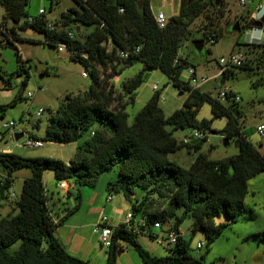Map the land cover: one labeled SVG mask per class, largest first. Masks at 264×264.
Instances as JSON below:
<instances>
[{"label": "trees", "instance_id": "16d2710c", "mask_svg": "<svg viewBox=\"0 0 264 264\" xmlns=\"http://www.w3.org/2000/svg\"><path fill=\"white\" fill-rule=\"evenodd\" d=\"M0 1L6 11L0 20V48H12L18 63L15 73H6L0 66V81L4 89H11L14 76H25L16 101L22 98L30 78L29 59H23L19 52L22 38L16 27L20 21L23 27H33L44 34V44L58 50L65 44L71 57L80 61L92 78L84 93L66 95V104L50 116L43 137L29 134L61 144L78 142L85 134H90L78 145L73 159L67 163L50 157H25L14 151L0 152V166L4 170V173L0 171V206L1 201L10 199L14 171L29 168L32 172L23 181L15 207L0 218V264H90L71 254L56 236L57 225L79 209L81 192L77 194L76 205L67 208L65 216L56 220L49 207L44 173L51 169L60 183L72 181L80 188H93L101 174L116 166L119 167L118 177L108 183L107 191L109 195L114 192L125 195L131 203L132 219L113 226L107 264H117L126 246H132L138 252L142 264H206L204 257L192 254L191 240H186L179 231L181 224L192 218V234L203 231L207 244L211 245L246 210L244 202L249 181L264 173V154L241 131L238 122L241 112L233 108L237 103H222L181 79L183 69L191 66L179 54L183 42L192 34L190 25L213 7L214 13H207L210 26H213L214 20L223 14L226 1L181 0L179 14L171 15L167 24L161 27L149 0H144L143 9L138 7L140 0H76L81 8H71L68 13H63L62 23L68 25L74 21L94 25L93 31L84 39L80 30V37L71 38V31L58 29L55 25L51 29L45 13L33 16L35 22L30 23L31 15L26 9L29 0ZM58 1L51 0V6ZM8 20L13 21L10 27ZM254 23L250 19L243 25L238 20L235 26L239 24L242 31L244 27L254 28ZM211 34L214 43L222 31L215 28ZM204 36L196 40L205 41L206 33ZM122 52H129L128 57L122 58ZM135 62L143 63L144 69L123 81L122 101L108 80L122 74ZM102 65L111 67V78L101 77L99 67ZM247 67L245 62L239 68ZM147 68H159L169 77L170 83L182 90H190L191 99L183 108L165 117L159 106L161 92L155 91L133 123H129L126 109L135 102ZM232 72L228 70L224 75ZM15 102L0 105L2 117ZM207 102L212 106L214 118L228 116L223 131L227 137H236L239 152L222 160L199 153L190 167L184 168L171 161L170 155L184 146L199 150L208 137L191 146L179 142L174 131L187 127L210 128L211 122L197 118ZM136 189L141 195H137ZM220 216L227 220L217 223ZM168 220H174L172 229L177 233V242L169 248L167 255H153L140 243L138 235L157 239L158 234L153 230L155 223L162 225Z\"/></svg>", "mask_w": 264, "mask_h": 264}, {"label": "rangeland", "instance_id": "374dc122", "mask_svg": "<svg viewBox=\"0 0 264 264\" xmlns=\"http://www.w3.org/2000/svg\"><path fill=\"white\" fill-rule=\"evenodd\" d=\"M155 12L162 10L167 18L171 15H177L180 12L181 0H150ZM264 0H249L246 7L242 6L239 0H228L223 7V14L218 20H214L213 26L208 20V15L214 13L213 7L210 11H204L190 25L192 34L189 39L185 40L180 48V56L187 59L190 67H195L197 78L208 76L209 81L201 84V89L217 99L220 91L232 90L239 97L240 101L233 104L234 111L241 112L238 122L241 131L249 136L254 145L264 154V137H262L257 127L264 125V27L255 29L252 27H244L242 31H234L235 23L240 22L245 25L255 15V8ZM71 8L80 9L81 6L76 0H59L57 4L51 6V0H29L26 6L31 16L39 14L40 9L46 11L45 17L54 24L58 29H66L72 31L79 36L78 31L83 33L84 39L94 29V25L86 26L84 24L70 22L63 25V13H68ZM5 7L0 1V20L5 16ZM219 15V14H218ZM13 21L8 20V26ZM20 21L17 25V31L21 35L20 47L24 55L28 57L29 63L27 68L29 71V81L22 93V98L18 101V95L22 90V82L24 75L14 76L12 78V88L7 98H4L0 105L11 104L2 117L0 111V131L4 121H16L18 127L16 132H24L25 135L18 141L23 144L28 134L43 137L48 124V120L59 108L66 104V95H80L87 91L92 83L89 70L78 60L71 57L68 50L59 51L56 47L44 44L45 35L35 30L33 27H23ZM79 27V30L77 28ZM222 31V34L213 39L214 29ZM206 42L203 53H198L194 41L196 39L205 38ZM260 44V45H258ZM233 53L241 54L248 63L247 68H235L232 73L227 75L219 73L220 59L229 57ZM0 65L7 69L8 73H15L18 68L15 51L10 48H0ZM188 68L185 67L181 74L183 81H189L190 75ZM144 65L141 62H135L132 66L124 69L123 73L111 78L113 72L111 67L102 65L99 67L102 78H111L108 81L113 84L117 96H121L124 101V93L122 88L123 81L134 77L140 71H143ZM83 71H87L88 77L82 75ZM144 83L137 90L136 100L133 104L128 105L126 112L128 114V122L133 123L135 116L141 111L145 104L151 99L155 91L153 85L158 84L161 92L159 106L161 107L165 117L171 116L176 111L184 107L187 101H190V90H182L181 88L170 83L169 77L159 68L146 71ZM219 77L216 78V76ZM225 79V84L220 82ZM32 92L34 96L28 98L27 95ZM231 105V103H227ZM42 108L44 112L38 115V110ZM199 120L206 119L211 122L210 128L200 130L197 127H187L174 131L175 138L182 142L184 138L189 140V145L193 146L200 141L194 134L202 132L208 139L203 143L201 149L195 150L192 147L184 146L182 149L170 155V160L178 163L184 168H189L195 157L199 153L209 155L213 160H222L227 157L238 154L239 148L236 137H227L224 128L228 123V116L214 118L212 106L205 103L197 114ZM96 126L95 128H98ZM2 133H0L1 137ZM90 137L85 134L77 143L61 144L55 142L44 141V146L40 148H14V151L25 157H50L55 159L68 160L75 155L76 144L80 145ZM15 144L14 140L7 134L4 138H0V147L4 145ZM119 167L116 166L108 172H104L97 180L95 187H83L85 196L93 191L100 193L104 199L108 194L107 185L110 181H114L118 177ZM0 171L4 170L0 166ZM55 174L53 170H46L45 182L49 183L48 173ZM32 174L29 168H23L14 171L13 185L10 190L11 196L9 201H1L0 218L7 215L13 207L15 201L19 198L23 181ZM58 181V179L56 178ZM58 181V185H59ZM72 183V181H70ZM59 187V186H58ZM137 195H141L136 189ZM14 194V195H12ZM112 200L104 205L105 214L108 215L109 221L116 217L120 220L127 219V214L131 212V203L127 200L123 193H112ZM246 210L238 217L237 221L230 225L222 235L211 245L207 244V239L203 231L192 234L193 219L187 218L180 226L179 231L186 240H191V252L198 258L204 257L206 264H264V173L253 177L249 181L248 194L244 202ZM182 210H180L181 214ZM225 216H220L216 222L226 221ZM174 220H168L162 223L160 229H155V233L164 244L146 234H140L139 241L145 246L153 245L158 249V256H164L167 253L165 247L171 248L169 244V233L172 229ZM198 244H202V248L198 249ZM99 245V243H98ZM131 253L139 256L138 252L128 246ZM146 248V247H145Z\"/></svg>", "mask_w": 264, "mask_h": 264}, {"label": "crops", "instance_id": "0c3cea01", "mask_svg": "<svg viewBox=\"0 0 264 264\" xmlns=\"http://www.w3.org/2000/svg\"><path fill=\"white\" fill-rule=\"evenodd\" d=\"M151 9L154 14H157V12H155V9L153 8L152 5H151ZM159 12H163V11L160 10ZM2 48H6V47H2ZM24 57L28 58L25 55ZM0 66L2 67V65ZM3 70L6 73H8L7 69L3 68ZM10 92H11L10 89H4L3 83L0 81V102H2L4 98H7ZM77 147L78 144H76L75 155L77 152ZM14 148H22V147L15 146V144H13V146L7 144L4 145L3 148L0 147V150H2L3 152H8V150L14 151ZM75 155L68 160H64V159L62 160L68 163L71 159L75 157ZM45 175H46V171L44 173V182H45ZM47 175H48L47 177L50 180L48 181L49 183L47 184L45 182L47 194H48V203L52 211V214L55 216L56 220H59L65 216L67 208L76 205V203L78 202L77 194L79 193V191L81 192V205L79 209L72 215L68 216L65 219V221L57 225L56 236L59 238V240L62 242V244L67 248V250L71 254L88 261L90 264H107L108 248L104 247L103 244L101 243L99 234L94 232V226L101 221L103 216L108 217V215L105 214L104 205L107 204L109 201L108 200L109 193L106 195L105 199L100 193L96 191H93L91 194L87 195L86 197L85 192L82 189L83 187L80 188L74 182L70 183L69 181H65L68 183V186L66 188H62L60 186V183L58 185V181L56 180L55 174L49 172ZM127 222H128L127 219L120 220L117 219L116 217H113V219L109 221L110 225L112 226H117L120 223H127ZM155 229H160V228L154 227L153 228L154 232H156ZM145 247L153 255L158 256V254H161V253H157L158 249L153 245L149 247L148 246ZM165 248L167 250V253L164 254L167 255L169 251L167 247ZM117 264H142V260L140 256H135V254L131 253L129 247L126 246L125 250L119 255Z\"/></svg>", "mask_w": 264, "mask_h": 264}, {"label": "built area", "instance_id": "2783aa9c", "mask_svg": "<svg viewBox=\"0 0 264 264\" xmlns=\"http://www.w3.org/2000/svg\"><path fill=\"white\" fill-rule=\"evenodd\" d=\"M225 1H228V0H225ZM239 2L242 6L246 7L249 0H239ZM121 12H124V9H121ZM44 13H45V10L42 9V10H40L38 15H42ZM263 17H264V2H261L255 8V15L251 19L256 22L258 20H261ZM155 18L161 27H164L167 24L168 19H169V18H167L166 14L164 12H159V13L155 14ZM28 21L30 23H33V22H35V18L33 16H31L28 18ZM49 27L51 29L55 28L54 24H50ZM69 36L71 38L76 37L75 33L72 31L69 32ZM19 49H20L19 52H20L22 58L27 59L24 57L22 49L20 48V45H19ZM65 50H67L66 45L65 44L60 45L59 51H65ZM128 54H129V52H122L120 56L122 58H127ZM245 61H246L245 57L241 54H238V53H233L229 57H222L220 59V63H219L220 68H221V72L219 73V75L224 74L228 70H233L235 68H239V67L243 66ZM188 73L190 75V79L188 82L194 88H201V86H200L201 84H205L209 81L208 76H202V77H200V79H198L197 78V71H196V68H194V67H189ZM82 75L84 77H88L87 71H83ZM219 75H217L216 78L219 77ZM153 90L154 91L160 90L158 84L153 85ZM33 96H34V94L32 92H29L27 95L28 98H32ZM218 99L222 103H238L241 100L240 97L236 93L231 92L229 89L220 91ZM43 112H44V109L40 108L38 110V115L42 114ZM17 127H18V123L14 120L4 121L2 124V131H0V133H2L0 138H2V137L4 138V136L8 134L15 141V146L28 147V148H40V147L44 146L45 142L42 139L33 138L29 134H28V137L25 140V142L23 144H21L15 138V134L17 133L16 132ZM257 131L262 137H264V125L263 124H261L257 127ZM22 133H24V132L22 131ZM24 135H25V133H24ZM194 136L198 139H202L203 137H205L204 133H202V132H196L194 134ZM183 142L185 144H188L189 140L187 138H184ZM0 152H3V151L0 150ZM8 152H12V150H8ZM60 186L62 188H66L68 186V183L65 181L61 182ZM12 195H14V194H12ZM112 197H113L112 195H109L108 200L110 201L112 199ZM131 219H132V213L129 212L127 214V221L129 222V221H131ZM155 228H161V225L159 223H155ZM113 231H114V228L112 225H110L109 219L107 216H103L101 221L94 226V232L99 234V238L101 240V243L106 248H109V246L111 245ZM177 237L178 236H177L176 232H174V231L170 232L169 233V244L174 246L177 242ZM156 240L159 241L161 244H164L163 241L159 238V236ZM197 248L201 249L202 244H198Z\"/></svg>", "mask_w": 264, "mask_h": 264}, {"label": "water", "instance_id": "95a60500", "mask_svg": "<svg viewBox=\"0 0 264 264\" xmlns=\"http://www.w3.org/2000/svg\"><path fill=\"white\" fill-rule=\"evenodd\" d=\"M143 6H144V0H140L138 2L139 9H143ZM253 26L255 29H262L264 27V17L261 20L256 21ZM77 30H79V27L77 28ZM233 30L234 31H240L241 30L240 25L237 24L236 26H234ZM194 44H195V48H196L197 52L202 54L203 50H204L205 42L202 40H195ZM150 70H152V68H147V71H150ZM220 84L221 85L225 84V79H222ZM23 136H24V133H22V132H17L15 134L16 140H19Z\"/></svg>", "mask_w": 264, "mask_h": 264}]
</instances>
